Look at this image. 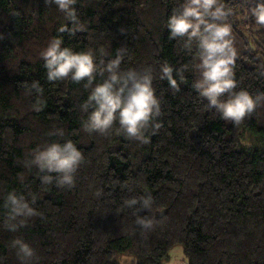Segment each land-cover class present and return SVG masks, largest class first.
<instances>
[{
	"label": "trees",
	"instance_id": "16d2710c",
	"mask_svg": "<svg viewBox=\"0 0 264 264\" xmlns=\"http://www.w3.org/2000/svg\"><path fill=\"white\" fill-rule=\"evenodd\" d=\"M181 3L77 0V15L86 27L73 36L58 31L71 22L45 0H0L4 264H20L9 247L15 237L35 249V264H120L124 255L134 257L136 264H164L168 250L177 244L188 264H264V101L240 125L224 121L207 107L206 99L192 87L199 76L195 46L187 52L182 38L168 36L167 17ZM224 3L232 9L227 22L237 51L236 90L264 94V28L250 27L254 19L249 16L256 0ZM57 36L76 52L91 49L98 64L124 49L122 70H151L161 115L155 121L159 129L149 126L145 132L148 143L114 131L83 130L87 113L80 105L90 88L84 81L49 82L40 57ZM164 64L173 67L178 91L161 79ZM103 78L98 75L94 83ZM33 81L42 91L26 94ZM56 129L63 130V137L50 134ZM67 139L85 158L75 185L43 184L44 173L25 167L24 161L36 148ZM10 191L29 201L35 195L32 207L39 213L15 232L4 227L8 211L4 196ZM148 195L153 201L148 210L124 206L127 199ZM138 216L151 218L153 227L143 229Z\"/></svg>",
	"mask_w": 264,
	"mask_h": 264
},
{
	"label": "clouds",
	"instance_id": "9594fccd",
	"mask_svg": "<svg viewBox=\"0 0 264 264\" xmlns=\"http://www.w3.org/2000/svg\"><path fill=\"white\" fill-rule=\"evenodd\" d=\"M45 3L55 5L71 22V26L61 25L59 32L74 36L85 30V24L81 23L77 15V0H45ZM249 12L254 17L253 27L264 28V0H256ZM230 15L232 9L226 7L224 0H182L179 7L168 15L166 28L169 39H183L182 47L187 52H191L195 46V56L198 59L195 69L199 76L192 87L206 99L207 107L213 109L224 121L240 125L264 101V94L254 96L245 89L236 90L237 81L233 69L237 51L232 26L227 22ZM124 51L121 49L114 58L98 64L91 49L76 52L64 46L63 38L57 36L48 42L40 52V57L49 82L68 79L77 83L84 81L85 87L90 88L86 100L80 105L81 111L87 113V118L82 123L84 131L100 134L114 131L128 139L148 143L146 130L149 126L156 130L160 127L155 122L161 115L160 100L155 95L150 69H121ZM100 52L107 55L104 49H100ZM184 67L186 69L187 66ZM175 71L179 73L181 70ZM173 72L171 65L164 64L161 79H166L170 87L178 91L180 87ZM98 75L104 78L101 82L94 83ZM33 90L36 93L42 91L38 81L27 86L26 94H31ZM34 108L40 110L39 106ZM50 134L63 137L64 132L56 129ZM84 159L76 143L67 139L62 143L54 141L36 148L32 151L31 158L24 161V166L35 167L44 173L41 177L43 184L54 183L56 187L71 188L75 185V174ZM36 199L35 195H31L30 202L23 194L8 192L3 204L8 210L4 227L15 232L28 219L38 215L37 210L32 207ZM152 203V197L148 195L140 200L127 199L124 206L135 208L139 205L140 209L148 210ZM137 223L146 230L153 227L151 218L138 216ZM9 247L15 251L20 264H35L38 261L35 249L21 237L12 239ZM168 255V264H188V258L179 244L171 247ZM0 264H4L3 258H0Z\"/></svg>",
	"mask_w": 264,
	"mask_h": 264
},
{
	"label": "rangeland",
	"instance_id": "374dc122",
	"mask_svg": "<svg viewBox=\"0 0 264 264\" xmlns=\"http://www.w3.org/2000/svg\"><path fill=\"white\" fill-rule=\"evenodd\" d=\"M249 16L251 17V18H253L254 19V17L251 15V14H249ZM253 25H254V23H251L250 24V27H252L253 29H255L254 27H253ZM126 257H131V256H126V255H124V256H121L118 260H119V262H120V264H136V261H135V258L134 257H132L133 259H131V260H127V259H125ZM164 264H168V261L166 262V263H164Z\"/></svg>",
	"mask_w": 264,
	"mask_h": 264
}]
</instances>
